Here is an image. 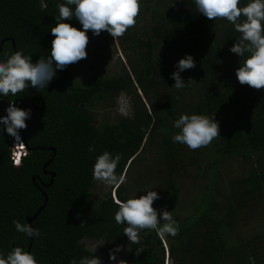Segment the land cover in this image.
I'll list each match as a JSON object with an SVG mask.
<instances>
[{
  "label": "trees",
  "instance_id": "trees-1",
  "mask_svg": "<svg viewBox=\"0 0 264 264\" xmlns=\"http://www.w3.org/2000/svg\"><path fill=\"white\" fill-rule=\"evenodd\" d=\"M164 1L141 0L136 24L119 38L104 30L95 35L96 52L117 42L129 58L130 68L122 65L117 77L94 74L82 86L75 82L69 64L62 71L54 69L56 75L46 89L28 88L17 97H0V115L8 100L20 108L44 104L20 130L27 153L20 165L11 162L12 139L0 134V250L21 246L27 251L31 242L30 252L38 264H72L73 260L78 264L81 257L97 256L83 239L101 240L109 248L126 244L127 264H164L165 251L174 264H253L251 256L261 253L262 249L256 251V239L242 236L238 223L240 215L254 207L264 216V89L237 81L234 70L243 58L229 47L240 33L229 22L208 20L196 12L193 0H169L178 9L162 8ZM61 3L0 0V42L6 39L0 60L21 49L32 62L48 56L53 38L49 29ZM67 22L79 24L74 18ZM185 54L193 57L195 67L180 73L185 87L178 90L170 73ZM120 92L131 97V116L97 126L96 105L111 107ZM192 112L213 114L220 135L203 150L197 148L195 155L172 141L179 131L172 127L173 121L181 113ZM146 141L157 149L149 151L154 155L151 160L139 154ZM43 146L56 148L46 168L55 173L49 187L44 186L50 175L44 173L43 164L52 153L39 149ZM89 146L94 151H88ZM105 150L121 155L115 171L126 176L124 184L114 187V200L110 191L103 196L93 192L92 165ZM229 159L247 166L227 183L222 164ZM181 177L201 187L192 214L178 222L173 209ZM141 187L158 192L159 199L152 205L158 219L159 210L165 209L179 225L174 237H164L167 247L157 230H143L137 243L128 242L124 225L114 221L118 202ZM42 190L47 203L31 222L40 236L30 240L15 230L13 221L27 224V217L34 216L44 201Z\"/></svg>",
  "mask_w": 264,
  "mask_h": 264
},
{
  "label": "clouds",
  "instance_id": "clouds-1",
  "mask_svg": "<svg viewBox=\"0 0 264 264\" xmlns=\"http://www.w3.org/2000/svg\"><path fill=\"white\" fill-rule=\"evenodd\" d=\"M193 4L196 12L208 20L224 19L240 33L229 47L231 53L243 58L242 62L238 60L235 77L241 85L264 89V0H247L246 3L243 0H193ZM140 10L141 0H63L57 6L58 15L53 17L55 23L49 29L53 38L48 56L32 62L31 55L21 49L0 60V97H17L18 93L28 88L37 91L46 89L56 75L54 69L62 71L67 65L86 58V33L89 30L97 36L104 30L112 38H119L136 24ZM73 18L79 22V28L67 22ZM194 67L195 62L190 54L178 59L175 70L170 73L174 80L172 86L178 90L184 88L185 81L180 73ZM30 114V108H20L14 100H9L0 115V134H7L13 141L11 162L14 166L20 165L21 158L27 154L20 130L27 128L25 120L30 118ZM172 127L179 130L172 136L173 143L185 144L192 150L207 146L220 136L213 114L181 113L173 121ZM88 151L94 149L89 146ZM120 159L119 153L113 155L107 150L98 154L92 165V179L119 188L126 182V176L118 175L115 171ZM136 193L118 202L113 214L115 223L124 225L123 234L128 242L137 243L143 230H157L161 238L174 237L179 225L171 211L160 209L158 219V210L152 206L153 201L159 199L158 192L151 189L139 196ZM13 223L15 230L26 237L40 236L39 229L29 224ZM120 250V246L116 245L109 251L108 258L116 264H127L124 260L116 259V253ZM0 264H38V261L32 252L21 246H13L7 252L0 250ZM72 264H77V261L73 260ZM78 264H102V261L100 257L92 255L81 257Z\"/></svg>",
  "mask_w": 264,
  "mask_h": 264
},
{
  "label": "rangeland",
  "instance_id": "rangeland-1",
  "mask_svg": "<svg viewBox=\"0 0 264 264\" xmlns=\"http://www.w3.org/2000/svg\"><path fill=\"white\" fill-rule=\"evenodd\" d=\"M154 0H151V3ZM170 6L172 8L178 9L176 4L172 3L169 0H165L162 2V8ZM80 25L78 24L77 28H79ZM86 35L88 36V43L86 45V53L87 56L85 59H81L80 61L74 63L71 65V67L74 70V80L77 84L85 86L89 84L90 79L94 74H101L104 77L108 78H114L117 77L122 73V65H127V68H130L128 65L129 58L123 54L122 51H120L119 45L116 42V44H113L107 49H100L99 51H95L93 49V42L95 40V35L92 34L91 30H89ZM129 56H132V52L129 53ZM186 93V92H185ZM186 95H189L186 93ZM139 96L142 98V100L149 106V100L145 99L144 95L139 92ZM229 110V109H228ZM132 113V106H131V97L130 95L126 94L125 92H120L115 94L113 98V104L111 107H104L102 105H96L94 109V114L97 119L96 125H102L104 123H113L118 120H120L123 117H129ZM184 146V152L189 153V155L194 154L197 149L192 150L188 148L185 144H182ZM208 147V146H206ZM157 150L155 144L152 142L146 141L144 144V149L139 152L143 158H148L151 160L152 153H149V151ZM200 151L203 150V147L199 149ZM24 151V149H23ZM195 155V154H194ZM12 156V154H11ZM156 157V156H155ZM137 162L136 169L138 166ZM223 174L225 177V182L228 183V180L233 177L234 174L239 173L241 170H243L247 164L243 163L242 161L238 162L237 159H229L225 162H223ZM139 171V169L137 170ZM196 181H192L189 178H182L180 179L179 184V191L177 193V199H176V206L173 209V212H175V216L178 218V222H182L186 217L192 214L193 205L196 203V198L199 194V190L201 185L198 183H195ZM95 186L93 189V192L97 194L98 196H103L107 194L109 191L111 192V196L114 198L113 190L115 186H107L104 182L95 181ZM142 190L134 189L129 192V197L132 196L134 192H138L139 196L142 194ZM161 202H158L160 204ZM192 204V205H191ZM259 209L257 207H254V209H251L249 212L245 213L243 212L240 215L238 226L240 230L242 231V236H244L246 239H256V251H261L260 254L257 256L252 255L251 261L253 264H264V216L262 212L258 211ZM160 218V217H159ZM259 236V237H258ZM165 240L164 246L167 247V241ZM84 245L90 249L92 252H94L98 257L101 258V261L103 264H116L115 261H110L108 258L109 251L114 249L116 245H119L121 250L116 253V259L117 260H124L128 246L124 243H117L113 248L107 247L101 240H95V239H83L82 240ZM165 247V249H166ZM165 262L164 264H174L173 261L167 257V253L165 251Z\"/></svg>",
  "mask_w": 264,
  "mask_h": 264
},
{
  "label": "water",
  "instance_id": "water-1",
  "mask_svg": "<svg viewBox=\"0 0 264 264\" xmlns=\"http://www.w3.org/2000/svg\"><path fill=\"white\" fill-rule=\"evenodd\" d=\"M6 39H3L1 42H0V50H1V45L2 43L5 41ZM43 107H44V104L42 103L41 107H34L33 110L31 111V114L30 116H34V112L35 110H43ZM39 149L41 150H49L51 151L52 155H51V158L48 159L44 164H43V171L44 173L46 174H49L50 175V181L47 183V184H44L45 187H49L50 185H52L53 183V177L55 176V173L54 172H51V171H47L46 168L47 166H49L52 162V159L53 157L55 156L56 154V148L53 147V146H43V147H39ZM33 181H34V178H33ZM41 189V188H39ZM42 194L44 196V201L42 203V205L40 206V208H38L37 212L34 214V216H31V217H27V224L31 225V222L35 219V217L38 215V213L45 207L46 203H47V194L42 190ZM30 240H32V238H30ZM30 246H31V242L28 246V249L27 251H30Z\"/></svg>",
  "mask_w": 264,
  "mask_h": 264
},
{
  "label": "flooded vegetation",
  "instance_id": "flooded-vegetation-1",
  "mask_svg": "<svg viewBox=\"0 0 264 264\" xmlns=\"http://www.w3.org/2000/svg\"><path fill=\"white\" fill-rule=\"evenodd\" d=\"M7 100H8V99H7ZM8 101H9V100H8ZM31 108H32V109H31V111H32L34 107L32 106Z\"/></svg>",
  "mask_w": 264,
  "mask_h": 264
}]
</instances>
